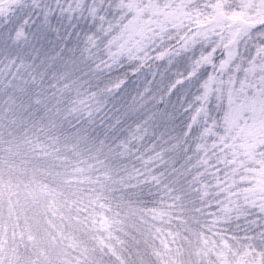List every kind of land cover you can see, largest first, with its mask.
Instances as JSON below:
<instances>
[{
  "label": "snow or ice",
  "instance_id": "obj_1",
  "mask_svg": "<svg viewBox=\"0 0 264 264\" xmlns=\"http://www.w3.org/2000/svg\"><path fill=\"white\" fill-rule=\"evenodd\" d=\"M0 264H264V0H0Z\"/></svg>",
  "mask_w": 264,
  "mask_h": 264
}]
</instances>
